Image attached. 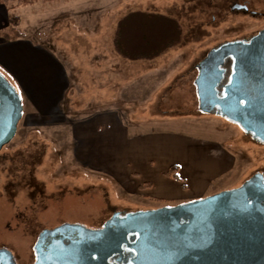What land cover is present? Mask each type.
I'll return each mask as SVG.
<instances>
[{"label":"rangeland","instance_id":"1","mask_svg":"<svg viewBox=\"0 0 264 264\" xmlns=\"http://www.w3.org/2000/svg\"><path fill=\"white\" fill-rule=\"evenodd\" d=\"M236 2L60 0L15 10L24 33L22 38L33 41L56 58L64 52L69 55L63 49L79 44L83 33H88L94 42H102V48L108 51L113 46L119 20L131 11L173 17L182 26L183 35L180 44L152 60L132 62L114 51L115 64H130L127 79L130 93L123 97L126 103H90L85 101L83 86L73 84L58 110L49 119L40 120L42 124H35L36 120L26 119L32 108L25 101L16 136L0 151V248L10 250L18 264H33L34 247L45 229L63 224L98 229L116 211L156 209L155 202L143 199L136 182L132 184L137 189L125 188L112 175L89 170L76 162L69 126L84 115L135 111L142 118L208 126L209 131L222 132L236 159V171L228 179L231 187L226 190L256 173L264 176V143L255 141L240 126L217 114L203 113L195 85L197 65L210 50L227 41L250 38L264 29V0H239L238 4L246 5L248 11L233 10ZM7 25L8 20L2 28ZM186 130L182 131H190Z\"/></svg>","mask_w":264,"mask_h":264},{"label":"water","instance_id":"2","mask_svg":"<svg viewBox=\"0 0 264 264\" xmlns=\"http://www.w3.org/2000/svg\"><path fill=\"white\" fill-rule=\"evenodd\" d=\"M248 11L246 5L232 8ZM203 113L217 114L264 143V29L227 41L197 65ZM24 104L0 72V151L16 136ZM33 264H264V176L205 199L137 212L116 211L98 229L43 230ZM0 264H18L0 248Z\"/></svg>","mask_w":264,"mask_h":264},{"label":"crops","instance_id":"3","mask_svg":"<svg viewBox=\"0 0 264 264\" xmlns=\"http://www.w3.org/2000/svg\"><path fill=\"white\" fill-rule=\"evenodd\" d=\"M7 20V10L0 4V28ZM79 39V44L63 49L69 55L64 52L56 58L28 39L0 38V71L21 94L24 108L29 102L27 121L42 124L40 120L49 119L73 84L83 86L90 103H126L130 64H115L113 46L104 50L103 43L94 42L88 33ZM84 116L69 126L76 162L112 175L125 188H136L132 184L136 182L143 199L155 202L156 208L193 202L231 187L228 179L236 171V159L218 130L142 118L135 111ZM174 165L181 181L166 175ZM145 183L150 185L141 189Z\"/></svg>","mask_w":264,"mask_h":264},{"label":"trees","instance_id":"4","mask_svg":"<svg viewBox=\"0 0 264 264\" xmlns=\"http://www.w3.org/2000/svg\"><path fill=\"white\" fill-rule=\"evenodd\" d=\"M60 0H0L9 13L8 25L0 30V38L15 41L24 36L19 28L20 19L15 14L19 7L38 2H57ZM179 21L173 17L145 11H131L118 22L113 37L115 53L128 61L152 60L167 52L182 41L183 30ZM179 167L174 165L167 176L181 181ZM150 184H143L146 188Z\"/></svg>","mask_w":264,"mask_h":264},{"label":"flooded vegetation","instance_id":"5","mask_svg":"<svg viewBox=\"0 0 264 264\" xmlns=\"http://www.w3.org/2000/svg\"><path fill=\"white\" fill-rule=\"evenodd\" d=\"M237 2L232 6V8L233 7H235L238 3H239V0H236ZM257 174V173H256ZM255 175V174H254Z\"/></svg>","mask_w":264,"mask_h":264}]
</instances>
